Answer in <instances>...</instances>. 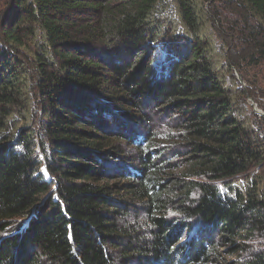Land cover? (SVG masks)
Returning a JSON list of instances; mask_svg holds the SVG:
<instances>
[{"label": "trees", "instance_id": "trees-1", "mask_svg": "<svg viewBox=\"0 0 264 264\" xmlns=\"http://www.w3.org/2000/svg\"><path fill=\"white\" fill-rule=\"evenodd\" d=\"M242 62L264 65V0H0V264H264Z\"/></svg>", "mask_w": 264, "mask_h": 264}, {"label": "rangeland", "instance_id": "rangeland-1", "mask_svg": "<svg viewBox=\"0 0 264 264\" xmlns=\"http://www.w3.org/2000/svg\"><path fill=\"white\" fill-rule=\"evenodd\" d=\"M206 7V6H205ZM208 7V6H207ZM211 9H215L217 10L218 12H222L224 7L220 4V3H212L211 6ZM218 29L220 30V33L221 34H226L229 30L224 27V26H219ZM224 38H222V41H225L223 40ZM213 42L215 45H218V46H221V42L219 40H217L215 37H213ZM229 49V48H228ZM242 49V48H241ZM231 51V50H230ZM235 52L231 51L233 54H237L239 53V50L238 48H235L234 49ZM247 53L245 52L244 53V56H246ZM241 69L243 70L244 72V77L242 78L239 71L236 70L234 68V70H232V75L235 77V83L237 82L238 83V86L242 87L244 90H247L248 92L252 91L253 92V95L251 98H248L246 99V103H245V110L246 111H254L255 113H257L258 115L260 116H263L262 114H264V65L261 66V67H254V66H247V63L245 62H242L241 63ZM234 83V86H236V84ZM151 109H150V115L153 116L155 122H157V128L160 129V132H159V139L158 141L159 142H162V141H166L165 140V137H163L166 132H167V129L166 127L169 125V126H173V123L171 121L174 120V117L172 120H170L168 118V115L170 114V112H168V110H165L163 111L162 108H157V106H153V105H150ZM240 108V106H239ZM168 112V113H167ZM168 115H167V114ZM131 126V124H129ZM113 128L115 129L116 128V125L113 124ZM135 127L132 126V128H128L129 129H133ZM108 132V136H112L111 137V142L115 141V138H117V135H116V131H113V129L111 128V125L109 126L108 130H106ZM139 131V130H137ZM112 134V135H111ZM130 135V133L128 134ZM162 140V141H161ZM174 143H177L176 141ZM162 147V146H161ZM119 148H120V152L121 153H116V156L114 157H110L109 160L112 164L114 165H125L127 163L126 166H129L130 163L127 162L131 156L129 150H127V146H126V143H123L121 145H119ZM183 147H178V150L179 149H182ZM129 153H128V152ZM170 155H172L171 151H168L166 152V161L168 163H170ZM127 160V161H126ZM175 163L177 164V161H175ZM123 167V166H122ZM41 173H43L44 177H49L48 174H46L45 170L43 167H41L40 169ZM54 199H55V196H54ZM19 224H22L23 223V220H19L18 221ZM180 239V237H179ZM179 242H181V240H179ZM181 244H184V242L182 241L180 243ZM222 252V257H224L225 260L227 261H233L234 257L233 256H230V255H226V252L225 250H220ZM210 264H215V263H210Z\"/></svg>", "mask_w": 264, "mask_h": 264}, {"label": "water", "instance_id": "water-1", "mask_svg": "<svg viewBox=\"0 0 264 264\" xmlns=\"http://www.w3.org/2000/svg\"><path fill=\"white\" fill-rule=\"evenodd\" d=\"M264 116V114H262Z\"/></svg>", "mask_w": 264, "mask_h": 264}]
</instances>
